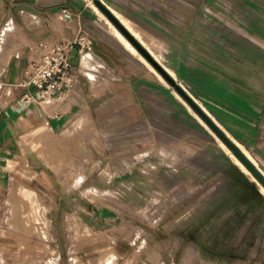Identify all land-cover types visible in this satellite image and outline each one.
<instances>
[{"label":"rangeland","instance_id":"374dc122","mask_svg":"<svg viewBox=\"0 0 264 264\" xmlns=\"http://www.w3.org/2000/svg\"><path fill=\"white\" fill-rule=\"evenodd\" d=\"M139 1L200 38L220 64L260 65V73L253 67L250 73L264 80V0ZM5 12L0 6V19ZM7 19L0 35L9 26L17 34ZM80 91L73 108L60 105L68 94L56 98L68 127L31 133L0 186V258L7 254L1 264L264 261L263 186L200 117L211 134L187 117L147 120L145 108L132 115L127 106L118 113L94 99V90ZM83 93L92 99V118ZM80 142L92 163L61 156ZM22 188L38 196L42 209L20 201Z\"/></svg>","mask_w":264,"mask_h":264},{"label":"crops","instance_id":"0c3cea01","mask_svg":"<svg viewBox=\"0 0 264 264\" xmlns=\"http://www.w3.org/2000/svg\"><path fill=\"white\" fill-rule=\"evenodd\" d=\"M100 1L264 173V80L250 73L251 67L260 73L261 66L220 64L217 52L204 49L200 38L139 0ZM0 6L8 16L5 24L20 28L14 34L9 26L0 35V186L11 179L14 164L31 133L47 125L53 130L68 127L70 118L59 117L57 99L48 109L36 102L27 105L21 98L28 92L35 93V89L20 84L27 77L31 61L39 55V44L72 37L80 29L93 36L94 45L92 51L81 56L74 53L72 63L79 78V93L85 88L94 90V99L104 98L103 102L115 105L118 113H122V106H127L132 115L145 108L147 120L162 117L171 122L187 117L200 132H209L174 86L135 47L137 52L124 44L117 28L100 11L107 20L101 16L93 0H0ZM83 94L81 100L92 118V99ZM78 98L73 90L60 105L73 108ZM26 191L20 190L21 202L29 200L42 209L38 196ZM6 256L0 258V264Z\"/></svg>","mask_w":264,"mask_h":264},{"label":"built area","instance_id":"2783aa9c","mask_svg":"<svg viewBox=\"0 0 264 264\" xmlns=\"http://www.w3.org/2000/svg\"><path fill=\"white\" fill-rule=\"evenodd\" d=\"M69 17L68 10L64 11ZM94 38L84 29L72 37H62L51 43H41L30 65L26 79L20 86L34 88L35 93H26L21 101L27 105L47 99L61 98L79 86L72 60L75 51L81 56L93 49Z\"/></svg>","mask_w":264,"mask_h":264},{"label":"water","instance_id":"95a60500","mask_svg":"<svg viewBox=\"0 0 264 264\" xmlns=\"http://www.w3.org/2000/svg\"><path fill=\"white\" fill-rule=\"evenodd\" d=\"M99 10L110 22L131 42V44L152 64V66L177 90L182 98L200 116V118L213 130L232 153L246 166L258 182L264 187V173L248 158V156L213 122V120L196 104V102L171 78L160 64H158L149 52L122 24L116 15L100 0H93Z\"/></svg>","mask_w":264,"mask_h":264},{"label":"bare ground","instance_id":"6f19581e","mask_svg":"<svg viewBox=\"0 0 264 264\" xmlns=\"http://www.w3.org/2000/svg\"><path fill=\"white\" fill-rule=\"evenodd\" d=\"M116 32L117 34L120 36V38L122 39V41L124 42V44L133 52H137V50L134 48V46H132L128 40L119 32L117 31L116 29ZM50 100H53V99H47V100H44L41 102V106L43 105V108L45 109H48L51 107V105H53L54 103V100H53V103L52 101ZM83 118V116L81 117ZM84 119V118H83ZM85 120V119H84ZM228 152L230 154H233L231 150L228 149ZM63 157V159H65L66 161L68 162H72L74 160V158H78V159H81L82 161H88V162H93V155L91 153V151L87 148V145L84 143V142H80L78 147L75 149V148H72V149H68L67 152L64 153V155L62 154L61 155ZM235 156V155H234ZM238 161V163L244 167V164L239 160V159H236ZM245 168V167H244ZM34 176V175H33ZM264 189V187H263ZM29 197V196H28ZM13 199V198H12ZM20 201H22V199H20ZM29 204V203H28ZM30 205V204H29ZM16 210H14L15 212ZM35 217V215L33 213L29 214L28 216H26L27 220L26 221H32V219ZM16 218V216H15ZM14 218V219H15ZM36 221V220H35ZM13 222V221H12ZM37 228V227H36ZM38 229V228H37ZM28 229H26L25 231L27 232ZM42 230V233L44 236H46L48 238V235H47V231L45 229V226L44 228L41 229ZM38 231V230H37ZM35 232V231H34ZM32 235V234H30ZM26 237V236H25ZM58 250L56 249H51V254L53 257H58ZM5 263V262H4Z\"/></svg>","mask_w":264,"mask_h":264}]
</instances>
